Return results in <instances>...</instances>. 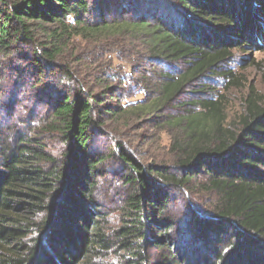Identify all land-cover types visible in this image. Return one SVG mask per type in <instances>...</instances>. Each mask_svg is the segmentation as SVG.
I'll use <instances>...</instances> for the list:
<instances>
[{"label": "trees", "instance_id": "1", "mask_svg": "<svg viewBox=\"0 0 264 264\" xmlns=\"http://www.w3.org/2000/svg\"><path fill=\"white\" fill-rule=\"evenodd\" d=\"M76 40L153 67L146 108L180 109L166 117L182 132L176 162L145 164L122 143L96 149L102 128L126 114V92L117 76L96 92L66 64ZM263 45L264 0H0V61L19 55L40 85L68 86L46 85L50 130L65 142L58 157L40 135L1 123L12 109L0 69V264H81L112 249L120 264H264V98L251 86L229 126L215 99L216 82L238 83L236 50ZM112 163L117 207L102 193ZM203 193L206 206L195 200Z\"/></svg>", "mask_w": 264, "mask_h": 264}, {"label": "rangeland", "instance_id": "2", "mask_svg": "<svg viewBox=\"0 0 264 264\" xmlns=\"http://www.w3.org/2000/svg\"><path fill=\"white\" fill-rule=\"evenodd\" d=\"M84 42L76 40L74 45L80 48V51L69 57L66 64L70 63L75 70L82 73L84 81L95 86L96 92L102 87L99 81L110 76L119 77L121 87L126 92L120 99L121 103L126 104V114L119 120L110 119L102 128L95 139L96 149L101 153L115 143H122L145 164L160 165L165 162H176L178 157L173 149V143L174 138L179 137L182 132L180 127L167 123L166 117L180 113V109L175 104L167 110L148 113L152 107L146 108L153 105L155 99V94L152 93L156 78L153 67L147 61H137L134 63L136 68L128 61L119 58L116 49L109 45ZM12 58L11 61H0L2 95L5 104L9 103L12 109L8 113H3L1 123L12 125L14 130L17 129L30 136L40 135L50 153L59 157L65 148V142L60 133L50 130V116L46 105L50 88L46 85L66 91L67 83H64V80L59 82V77H52L50 80H42L45 83L40 85L38 73L31 74L27 62L20 61L19 55H14ZM231 68L238 81L236 86L227 89V82L223 85L221 81L216 82L219 83V87L215 99L223 96L222 118H225L224 124L227 126L238 124L241 115L245 112V100L250 94L251 86H254L258 96L264 98V45L251 52L236 50ZM63 85L66 87H61ZM182 96H185V93ZM156 117L161 118L158 119L159 122L156 121ZM113 164L106 168L108 175L103 182L102 193L108 197L110 204L112 202V207H117L119 204L117 189L122 184L117 182L120 169L112 168ZM115 185L117 187H114ZM210 198L211 196L203 193L197 194L195 200L196 203L206 206L204 203ZM118 214V211L110 214L108 218L110 230L119 225L121 214ZM120 253L112 249L108 253L94 256L93 259H84L81 264H120Z\"/></svg>", "mask_w": 264, "mask_h": 264}]
</instances>
